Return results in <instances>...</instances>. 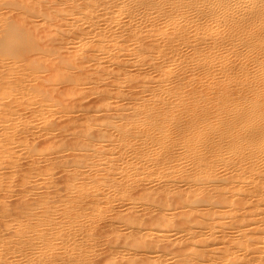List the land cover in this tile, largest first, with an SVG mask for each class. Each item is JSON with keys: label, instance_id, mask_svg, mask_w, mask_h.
I'll return each instance as SVG.
<instances>
[{"label": "bare ground", "instance_id": "bare-ground-1", "mask_svg": "<svg viewBox=\"0 0 264 264\" xmlns=\"http://www.w3.org/2000/svg\"><path fill=\"white\" fill-rule=\"evenodd\" d=\"M228 5L246 16L242 11V19L230 16ZM212 6L228 19L222 29L230 37L228 47L246 44L241 24L261 45L264 21L256 18L258 25L254 17L264 15V0H0V190L14 179L22 156L27 153L34 161L35 147L18 139L34 128L28 119L46 122L50 108L69 111L70 105L59 100V84L68 85L64 91L70 96L83 83L111 78L114 89L111 94L104 89V99L123 101L120 115L83 124L84 135L74 140L81 153L64 163L69 171L65 194L53 200L45 187L34 205L5 219L7 231L13 230L0 232V264H53L57 254L83 264V246L94 241V224L112 219L129 229L131 249L126 248L154 253L146 259L151 264H264V54L219 57L222 41L213 37L207 44L205 35ZM199 12L208 15L206 21L190 19ZM189 25L195 34L190 35ZM192 37L197 41L188 40ZM186 42L196 49L191 56V51L188 56L180 52ZM205 44L209 49L199 50ZM66 45L71 47L62 52ZM106 62L113 65L110 71L100 69ZM130 66L142 73L129 77ZM27 109L34 116L20 113ZM93 128L104 140L92 141L87 133ZM150 172L159 187L140 185V176ZM118 200L127 201L128 212L102 216V208L113 210ZM139 205L147 212L132 215ZM8 208L0 210V217H10L6 213L13 209ZM137 221L146 228L140 237ZM171 231L177 236L168 242L169 258L162 259L165 248L158 240ZM155 234L163 251L154 241H138H152ZM110 255L107 259L114 261ZM132 258L129 263L137 264L139 258Z\"/></svg>", "mask_w": 264, "mask_h": 264}, {"label": "rangeland", "instance_id": "rangeland-1", "mask_svg": "<svg viewBox=\"0 0 264 264\" xmlns=\"http://www.w3.org/2000/svg\"><path fill=\"white\" fill-rule=\"evenodd\" d=\"M245 1V0H244ZM231 2V1H230ZM232 3V2H231ZM231 3H229L230 5H231ZM249 3V2H248ZM230 5H228V9H229V6ZM245 5V4H244ZM181 7V6H180ZM215 7H217V6H215ZM214 6H212V8H211V10L212 11H210V13H209V16L208 15H204V13L202 14L201 12H199L200 14H197V15H195V16H188V18H190V19H192V20H194V19H199L201 22H203V21H206L207 20V18H208V23H207V25H206V32H205V35H206V33L208 34L207 35V40H209V41H207V44H209V43H213V42H211L213 39H216V40H218V42L220 41H222V45L221 46H219V48H218V55H219V57L220 56H223V54H225L224 56H227V57H229V55H230V57L229 58H234V56H236V55H239V53H240V55L241 56H249V57H251V56H253V55H255V56H262V54L261 53H263L264 54V46L262 45L263 43H264V37L262 36V35H264V30H259L260 31V35L262 36V38L260 37V35H258L259 36V43L261 44V45H259L258 44V37H254V34H251V31L250 32H245V31H248V27L246 26V28H248V29H245L244 28V26H243V28H242V24H241V26H240V29L239 30H242V33H239L240 35H244L243 36V38H245L246 39V37L250 40V41H252V43H250L251 44V46L249 45L248 46V44H249V42L250 41H248V39H246L247 41H245L246 42V44L244 45V47H243V44H244V42H243V38H241L240 37V39H239V36H237V34H236V36L238 37H236L237 39H239L241 42H243L242 44H240L241 42L239 41V40H236V43H237V41H238V43L240 44V46H235L234 48L233 47H228V45H227V43L230 41V37H228V39H227V35L225 36L224 35V33L226 32H223L224 30H226L227 29V26H228V24H227V22H228V19L226 18V16H224V14L222 15V12L221 11H219V10H221L220 8H215ZM231 7V6H230ZM232 7H234L235 8V10L232 8ZM232 7H231V9H229V12L230 11H232V10H234V11H232L231 13H229L228 12V14L230 15V14H234V16L235 17H238V18H240L241 16L240 15H242L241 13L243 12L241 9L239 10V8H238V6H233L232 5ZM238 8V10H237V8ZM183 9V8H182ZM219 9V10H218ZM184 10V9H183ZM237 10V11H236ZM240 11V12H239ZM242 11V12H241ZM215 12V13H214ZM218 12H219V14H218ZM235 12H238L237 14L235 13ZM257 12V11H256ZM244 13V12H243ZM212 14V15H211ZM256 14V16L257 17H254L255 19H254V21L256 22V18H258L259 19V22L261 21V23H262V21H264V15L262 16V15H260L261 14V12H260V14L257 12V13H255ZM255 14H254V16H255ZM188 15V14H187ZM201 15V16H200ZM203 15V16H202ZM220 15V16H219ZM221 15H222V17H221ZM244 15V17L246 16L245 15V13L243 14ZM260 15V16H259ZM198 16H200L199 18H198ZM208 16V17H207ZM211 16H212V18H211ZM218 16V17H217ZM225 18H224V17ZM231 16V15H230ZM193 17H195V18H193ZM217 17V18H216ZM260 17H261V19H260ZM35 19H33V21L34 20H36L37 21V17H34ZM204 18H206L205 20H204ZM237 18V19H238ZM183 19V18H182ZM201 19H203V21L201 20ZM215 19V20H214ZM222 19H223V22H222ZM241 19H242V17H241ZM257 19V20H258ZM218 20V21H217ZM36 21L34 22V24H36ZM189 21V20H188ZM212 23H211V22ZM216 21V22H215ZM38 22V21H37ZM218 22H219V24H220V26H219V24H218ZM221 22V23H220ZM225 22V23H224ZM259 22L257 23L258 25H259ZM213 23H214V25H213ZM184 24V23H183ZM193 24V23H192ZM208 24H210V25H208ZM227 24V25H226ZM224 25V26H223ZM263 27H264V25H263V23L261 24ZM39 27L40 26H42L41 24L40 25H38ZM209 28H208V27ZM219 26V27H218ZM39 27H37L38 28V30H40V32H41V29H42V31H43V28H40L39 29ZM44 27V26H43ZM190 28H192V27H190V25L188 26V30L190 29ZM207 28H208V31H207ZM225 28V29H224ZM215 30V32H214V30ZM221 29V30H220ZM222 29H223V31H222ZM193 29H190V35H192V32H194V34H195V31H192ZM209 30H211V31H209ZM213 30V31H212ZM243 30H245V31H243ZM48 31V30H47ZM49 31H51V30H49ZM192 31V32H191ZM218 31V32H217ZM221 33H220V32ZM209 32H210V34H209ZM217 32V33H216ZM238 32V31H237ZM241 32V31H240ZM214 33V34H213ZM217 35H216V34ZM223 33V34H222ZM244 33V34H243ZM247 33H249L251 36L253 35V39L251 38V36L249 35V34H247ZM193 34V36L194 37H199L197 34V36L196 35H194ZM211 34H212V36H211ZM246 35H249V36H246ZM221 36V37H220ZM224 36V38H222ZM194 37H192V39L191 38H189L188 40H193V41H191L192 43H194V41H197V38H196V40H195V38ZM210 37V38H209ZM214 37V38H213ZM219 37V38H218ZM226 37V38H225ZM194 38V39H193ZM213 38V39H212ZM235 38V37H234ZM235 38V39H236ZM255 38V39H254ZM210 39H212V40H210ZM222 39H224V40H222ZM262 39V40H261ZM257 40V41H256ZM189 41V42H190ZM199 41V40H198ZM213 41H215V40H213ZM226 41V42H225ZM228 41V42H227ZM261 41L263 42V43H261ZM189 42H188V44H187V42H186V44L184 45V47H183V45H182V47L180 46L179 47V49H180V52H181V54H182V52H183V54H187V56H188V53H189V55L191 56L194 52H192L193 50H191V49H194V51L196 50L195 49V47H193L192 46V43H191V46H189L188 47V45H190L189 44ZM219 42V43H220ZM255 42H257V44H255ZM207 44H205V45H202L201 46V48L200 47H198V48H200L199 50H202L203 51V49H209V47H207L208 45ZM239 44H236V45H239ZM258 45L259 46V48H258V46H255V48L252 46V45ZM187 45V46H186ZM54 46V45H53ZM203 46H204V48H203ZM224 46V47H223ZM245 46H247L246 48H245ZM69 47H71L70 45H66V46H64V48L65 49H60L62 52H67V48H69ZM188 47V48H187ZM205 47H207V48H205ZM228 47V48H227ZM242 47H243V49H242ZM253 48V49H255L254 51H253V49L251 48V49H248V48ZM256 47L258 48V49H256ZM260 47L263 49H260ZM187 48V49H186ZM203 48V49H202ZM222 48V49H221ZM240 49V51H238ZM189 50V51H188ZM223 50V51H222ZM227 50V51H226ZM231 50V51H230ZM233 50V51H232ZM236 50V51H235ZM251 50V51H250ZM205 51V50H204ZM222 53H221V52ZM256 51L257 52H259V54L260 55H256V54H258V53H256ZM261 51V52H260ZM188 52V53H187ZM230 52V53H229ZM250 52V53H249ZM192 53V54H191ZM252 53V54H251ZM255 53V54H254ZM228 54V55H227ZM235 54V55H234ZM78 54L76 53V52H74L73 53V58H75L76 56H77ZM195 55V54H194ZM234 55V56H233ZM102 61V60H101ZM98 62L96 61V63H93V64H97ZM111 64L112 63H110V62H106V64L105 63H102L101 65H100V69L102 68H104L105 70H107V69H109V70H107V71H110L111 70V67L113 66H111ZM88 69H89V71H91L90 70V67H88V66H86ZM84 68V70L86 69V70H88L87 68ZM149 68V67H148ZM147 67H145V69H148ZM125 69V68H124ZM129 70V74H128V76L129 77H133V78H136V76L138 75H140L142 72H141V70H136L135 69V67L133 66H130V67H128V68H126V70ZM131 69V70H130ZM135 69V70H134ZM85 70V71H86ZM123 70V69H122ZM121 70V73L123 74V72L124 71H122ZM89 71H87V72H89ZM143 71V70H142ZM140 72V73H139ZM119 73V72H118ZM117 73V74H118ZM101 74H103V73H100V74H98V75H101ZM120 74V73H119ZM118 74V75H119ZM122 74H120L119 76L121 77V75ZM132 74V75H131ZM40 75L42 76H45L46 74H44V73H40ZM93 77H94V75H95V77L97 76L96 74H91ZM117 75V76H118ZM91 76V77H92ZM137 76V77H138ZM108 79V78H107ZM111 79V78H110ZM110 79H108V80H110ZM130 79H132V78H130ZM108 80H104L103 79V81H97L96 83V85H95V83L93 84V83H90L89 81H88V83L86 84V86L84 85V83L82 84V85H84V86H82V85H80V86H78V87H76V88H73V89H71L70 87H67V90H68V88L69 89H71L70 91H69V93H70V96L68 95V92L66 93L65 91H64V89L66 88V86H68V85H66L65 87H64V89H63V86H64V84H66V83H62V84H59L57 87L58 88H60V90H61V93L63 94H59V100H60V102L62 103V105L63 106H65V105H68V107H69V105H70V108H65V110H67V109H69V111H70V113H68V112H65L64 110V112H62V110H61V108L60 109H58V108H53V109H51L50 108V110H51V112H49L50 113V115L51 116H49V118L50 119H48V121H46V122H42L40 119H39V117H37V116H34V114L33 115H30L29 113L30 112H28L30 109H27V110H25V111H22V112H20L22 115H25V116H27V115H30V116H34V117H31V118H33V119H31L29 116H27V117H29L30 119H28V121L30 122V120H32V123L30 124V125H32L34 128L33 129H31V130H26V131H24L23 133H21V134H18L19 135V142H22V141H24V140H26L27 142H30L31 143V145H33L34 147H35V152H37L35 155H34V157H33V159H34V163H35V165H33V162H31L32 161V159L31 158H29L28 156V158H26V156L25 155H27V153L24 155V156H22L21 157V159H20V161H18V164L20 165V166H18V168H17V172L15 173V175L13 176L14 177V179L11 181V183L7 186V187H4V189H1L0 190V210H2V208H8L7 210L9 211V210H12V211H9V212H7L6 214H7V216H10V217H8V218H3L2 217V215H1V217L0 218H2V219H0V232H4L5 231V233L6 234H12V230H13V228H12V230L11 229H9V231H10V233H9V231H7L8 229L6 228V221H5V219L7 220V221H9V220H11V219H13V218H17L18 216V211L20 210V211H22V208H24V206H28V205H31V204H33L34 205V203H35V198L37 197V198H39L42 194H43V191L45 192V189H43V188H45V187H48V192L49 193H51L50 195H52V197H53V200L55 199V200H58V199H60L62 196H63V194H65V192H64V188H65V184H66V178L65 177H67L68 175L67 174H69V171H67V168H66V166L65 165H67L68 164V162L69 161H75L77 158V154H80L81 152H80V150H79V146L78 145H76L75 144V142H74V140H76V142H77V140H79V138H76V136H78V137H81V136H83L84 135V133L83 132H85V128H84V125H85V123H89L88 122V120H90L91 122L90 123H92V122H94V124L96 123V124H100L101 122H102V118H103V116L105 117L106 115L105 114H109L110 115V117H111V114H112V116H116V114H119V113H121V112H119L118 111V107L119 106H122V100L120 99V98H113V100L114 101H112V98H109V96H108V99H104L105 97L104 96H106V94H105V92L107 91H109V89H114V87H111L110 88V82L108 81ZM112 80V79H111ZM110 80V81H111ZM91 81H93V78H92V80ZM108 81V82H107ZM84 82H87V81H85L84 80ZM106 85H105V84ZM108 83H110V84H108ZM94 85V86H93ZM109 85V86H108ZM128 85H129V83H128ZM97 86V87H96ZM103 86V87H102ZM94 87H96L95 89H94ZM92 89H93V91L94 92H96L95 94L94 93H91V92H93L92 91ZM97 89H99V91L97 90ZM104 89L106 90V91H104ZM59 90V89H58ZM109 91V93L110 92H113V90L112 91ZM128 90V88H126V90L125 91H127ZM66 94H65V93ZM102 92L104 93V94H102ZM106 92V93H107ZM72 93V94H71ZM90 93V94H89ZM98 93H100V94H98ZM127 94L129 93V92H126ZM133 93V92H132ZM92 94V95H91ZM111 94V93H110ZM129 94H131V93H129ZM128 94V95H129ZM74 95H75V97H74ZM72 96V97H71ZM71 97V98H70ZM77 98V99H76ZM70 99V100H69ZM76 99V100H75ZM72 100H74V101H72ZM103 100H105L106 102H109V103H106V104H103V103H105V102H103ZM117 102H116V101ZM120 100V101H119ZM70 101V102H69ZM115 102H116V104H115ZM68 103H70V104H68ZM109 104H112V105H114L115 107H116V110H115V108L113 109V106H112V108H109ZM105 105V106H104ZM62 106V107H63ZM108 107L109 109H107V110H105L104 108L105 107ZM33 108V107H32ZM72 108V109H71ZM118 108V109H117ZM121 108V107H120ZM62 109H64V107L62 108ZM111 109H113V111L111 110ZM56 110H60L61 112H59V111H57L56 112ZM115 111H116V113H115ZM117 111L119 112V113H117ZM48 113V114H49ZM54 113V114H53ZM115 115H114V114ZM120 115V114H119ZM108 116V115H107ZM102 117V118H101ZM94 120V121H93ZM103 120H104V118H103ZM70 121V122H69ZM87 121V122H86ZM96 121V122H95ZM97 121H98V123H97ZM100 121V122H99ZM35 122V123H34ZM67 122V123H66ZM81 122V123H80ZM33 123H34V125H33ZM72 123V124H71ZM74 123V124H73ZM65 124V125H64ZM68 124V125H67ZM71 126H70V125ZM84 124V125H83ZM93 124V123H92ZM74 125V126H73ZM67 126H69L68 128H67ZM64 127H65V129H64ZM93 130V131H92ZM82 131V132H81ZM90 131H92V132H89V133H87L88 135L90 134V137H92L93 138V140L92 141H98L97 139H103L104 140V138L105 137H103V138H99V137H102L101 135H103V133L102 134H99L98 132V130L96 129V128H93V129H91ZM97 131V132H96ZM81 133V134H80ZM101 133V132H100ZM18 135H17V137H18ZM92 135V136H91ZM95 135V136H94ZM97 135V136H96ZM100 135V136H99ZM100 141V140H99ZM25 142V141H24ZM23 142V143H24ZM101 142H103V141H101ZM24 151V150H23ZM73 159H75V160H73ZM67 163V164H64V163ZM70 163V162H69ZM27 165H29V166H27ZM33 165V166H32ZM31 167V168H30ZM33 168V169H32ZM29 170H30V172H29ZM66 171V172H65ZM68 172V173H67ZM65 176V177H64ZM141 178H139L140 180H141V183H140V185L142 184L144 187L146 186V187H148L147 189H153V188H155V186L157 187H159V185H160V182L158 181V177H156L155 175H153L151 172L150 173H145V174H143V175H141L140 176ZM43 181V182H42ZM142 186V187H143ZM46 190V191H47ZM42 192V193H41ZM135 192H137V191H135ZM40 193H41V195H40ZM57 193H58V195H57ZM139 195V194H138ZM26 196V197H25ZM60 196V197H59ZM140 196V195H139ZM36 198V199H37ZM135 198H136V196H135ZM137 198H138V196H137ZM22 202V204H20ZM28 203V204H27ZM7 204V205H6ZM27 204V205H26ZM3 206H5V207H3ZM8 206V207H7ZM23 206V207H22ZM19 208V209H18ZM120 208V209H119ZM16 209H17V214L15 215V216H17V217H15L14 215L13 216H11L13 213L15 214V212H16ZM127 210V201L125 200V201H116L115 203H114V207H113V210H110L107 206L106 207H103L102 208V210H101V213H102V216L105 214V216L106 217H109V216H111L114 212H125V213H127L128 211H126ZM153 210V211H152ZM13 211H15V212H13ZM135 213H134V212ZM132 211V215H134L135 214V216H137L138 217V215L139 216H141V214L143 213V212H147V211H145L144 210V207L143 206H136V208L134 209ZM149 211V210H148ZM150 212V211H149ZM152 212H153V214H152ZM154 212H157L156 210L154 211V209H151V212L149 213V214H152V215H155L154 214ZM10 213V214H9ZM111 215H110V214ZM0 214H2L1 213V211H0ZM109 215V216H108ZM6 216V217H7ZM20 216V215H19ZM13 217V218H12ZM113 218V217H112ZM2 220V221H1ZM113 220V219H112ZM111 220V224L109 225L108 223H105L104 221L102 222V221H97L95 224H94V229L91 231V234L93 235L92 236V238H93V242L92 243H90L89 242V244L90 245H84L83 247L85 248H83L84 249V251H82L83 253H82V260L84 261L83 262V264H130L131 263V260L133 259L132 257H134V258H139L140 259V262H139V259H138V263L137 264H151L150 262H146V259L149 261V260H152L153 259V257H154V253H152L151 251V253H146V254H144V251H142V249L141 250H129V249H131V248H129L128 246L130 245V243H129V239L127 240V238L126 237H128V238H132V237H130L131 235H128V233H129V229H127L126 228V226L124 227L123 225H121L122 223H119V220L118 219H114L113 221ZM15 221H13L12 223H14ZM137 222H139V224L137 223ZM136 223H137V227H140V228H142V229H139L138 228V231H137V233H135V235L136 236H138V237H140L139 235L141 234H143L144 232H145V230H146V228H144L143 226H145V225H141V224H143V223H141V221H137ZM139 225V226H138ZM141 225V226H140ZM147 226V225H146ZM154 226V225H153ZM150 227V226H149ZM156 227V226H155ZM126 228V229H125ZM144 228V229H143ZM3 229V230H2ZM139 233V234H138ZM157 234V233H156ZM156 234H155V236H154V238L152 239V241H151V239H143V240H139L138 239V241L139 242H141V244L143 243H145V242H156L157 243V238H156ZM168 235H166L167 237H166V239H165V237H162V238H164V239H160V240H158V243H160L159 245L160 246H163L165 249V251H163V249L158 245V243H157V245L160 247L159 248V250H161V251H163L164 253L162 254V259H166V255H167V253H166V248H167V250H168V248H169V250L171 249V247H170V244L168 243L169 241H170V243L171 244H173L174 243V239L176 238V232L174 233V231H171L170 233H167ZM118 236L117 238L115 237V236ZM128 235V236H127ZM176 235V236H175ZM135 236H133V238H134ZM117 240H116V239ZM137 238V237H136ZM136 238L134 239L135 240V242L137 241L136 240ZM151 238V237H150ZM157 240H156V239ZM112 239V240H111ZM125 239L127 240V241H125ZM115 240V241H114ZM119 240V241H118ZM132 239H130V241H131ZM105 241V242H104ZM137 241V243L138 244H140L139 242ZM126 242H127V245H128V243H129V245L127 246L126 245ZM153 242V243H154ZM166 243H168L167 245L168 246H166ZM86 244H88V243H86ZM117 244V245H116ZM153 244H151L150 246H152ZM114 246V248H112ZM117 248H116V247ZM119 246V247H118ZM122 246L123 247H128V248H126L125 247V249H122ZM166 246V247H165ZM87 247V248H86ZM121 248V249H120ZM128 249V250H127ZM134 251H138L137 253H135ZM113 252H114V254H116V255H114L113 254ZM116 252H118V253H116ZM74 253H79V252H74ZM162 253V252H161ZM107 254L109 255V254H111L109 257H111L112 255L114 256H112V258H114V261H109L110 259L108 258V256H107ZM58 256H59V254H57ZM56 257V259H54V262H53V264H76V263H74V261H73V257H68V255L67 256H65L66 258H61V259H63L62 261H61V259L59 258V257ZM132 256V257H131ZM138 256V257H137ZM140 256V257H139ZM145 257V258H144ZM152 257V258H151ZM59 258V259H58ZM109 260H108V259ZM112 258H111V260H112ZM167 258H169V255H167ZM103 259H105V260H103ZM143 259H145V261L143 260ZM98 260H99V262H98ZM143 262H142V261ZM102 261V262H101ZM123 262V263H122ZM130 262V263H129ZM146 262V263H145Z\"/></svg>", "mask_w": 264, "mask_h": 264}]
</instances>
